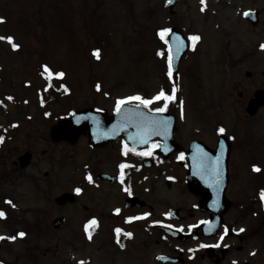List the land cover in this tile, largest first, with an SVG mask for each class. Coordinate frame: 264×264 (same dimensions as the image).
Here are the masks:
<instances>
[{"label": "rangeland", "instance_id": "1", "mask_svg": "<svg viewBox=\"0 0 264 264\" xmlns=\"http://www.w3.org/2000/svg\"><path fill=\"white\" fill-rule=\"evenodd\" d=\"M74 1L75 7L73 0H0V36H12L20 45L13 50L0 40V104L6 107L0 113L1 126L17 123V128L20 123L23 129L47 131L45 126L53 121L44 123L33 110L36 91L44 83L43 66L48 65L54 73L65 74L48 77L52 80L73 82V87L99 82L111 110L118 100L131 96L151 100L161 90L172 95L175 87L182 126L187 123L190 138L200 136V131L209 141L213 133L203 127L213 129L220 119L230 120L232 81L248 84L246 72L264 71V0H205L204 4L178 0L174 16L167 14L165 0ZM254 11L259 12V24L245 29L243 15ZM169 27L180 31L190 46L176 81L168 74L167 46L159 35ZM192 36L200 39L193 42ZM97 50L99 59L94 55ZM82 94L75 93L73 102ZM68 105L63 104L66 110ZM158 107H163L162 100L147 108ZM26 114L32 119H26ZM43 148L35 150L30 166L13 179L7 177L11 156L7 165L1 161L0 209L7 218H0V237H5L0 239V264H104L97 245L79 242L73 209L56 208L54 198L73 193V171L67 165L57 171L42 164ZM61 215L69 221L56 232L51 222ZM257 249L254 242L253 250Z\"/></svg>", "mask_w": 264, "mask_h": 264}, {"label": "flooded vegetation", "instance_id": "2", "mask_svg": "<svg viewBox=\"0 0 264 264\" xmlns=\"http://www.w3.org/2000/svg\"><path fill=\"white\" fill-rule=\"evenodd\" d=\"M247 28L254 27L246 22ZM247 81H232L228 96L233 100L229 105L231 121L220 119L213 129L203 127L213 133L209 141L200 131V136L190 138L187 123L182 126L181 116L172 113L177 105L172 102L167 113L175 115L173 140L168 139L166 146L151 140L138 148L129 146L122 137L106 143L100 120L91 122L89 133L76 134L72 143L53 141L50 128L61 117L87 109L111 116L113 110L106 92L102 87L97 89L99 82L80 87H73V82H49L51 87L43 92V98L35 99L33 111L44 123L53 122L47 123V131L23 129L20 123L17 128L0 130V164L7 165L11 156L7 177L13 179L24 172L17 166L19 158L29 153L33 160L35 150L43 145L42 164L57 171L67 165L73 171V202L55 206L60 212L73 209V229L79 242L97 245L104 264H264V201L259 195L264 190V105L254 117L245 113L255 92L262 91L264 100V71L251 74ZM89 87L91 90L85 92ZM75 93H83L76 103ZM63 101L69 103L67 110ZM58 112L62 114L56 115ZM108 115L101 114L104 118ZM25 117L32 119L31 114ZM221 127L225 129L223 134L218 131ZM21 133L25 135L21 137ZM222 136L230 145L225 191L229 209L217 229L214 225L207 230L202 227L216 218L218 209H203L202 198L189 192L186 154L193 140L214 150ZM125 146L132 150L127 155ZM147 152L152 154L143 155ZM181 153L183 159H179ZM254 165L261 171H253ZM60 217H65L66 226L69 218ZM93 219L96 225L90 223ZM172 232L178 234L173 236Z\"/></svg>", "mask_w": 264, "mask_h": 264}, {"label": "water", "instance_id": "3", "mask_svg": "<svg viewBox=\"0 0 264 264\" xmlns=\"http://www.w3.org/2000/svg\"><path fill=\"white\" fill-rule=\"evenodd\" d=\"M177 0H171V2H167L166 6L169 9V14L172 15V9L176 5ZM257 13H252L245 18L251 22L253 26H255L258 22L257 20ZM179 38V39H177ZM178 44L182 45L180 47V50L177 51V46ZM169 49H171V54L173 56L172 60V72L173 75L176 77L177 75V70L179 63L184 56V54L187 51V44L186 41L183 39L181 33L173 30L170 34V40H169ZM249 76V74H247ZM263 105L262 102V93L257 92L251 99V101L248 104L246 113L248 116L252 117L255 115L257 109ZM122 109L127 111L130 115L132 114L133 109H138L140 112L145 113L149 118H156V119H167L169 121V129H168V134L167 137L172 133L174 130L175 126V119L172 115H163L159 113H152L148 112L142 108L136 107V106H129V105H123ZM100 120L101 122L104 123V127L102 129V137L106 140V143L112 139H115L119 136L123 137H136L138 136L141 132L139 130L145 129L144 125L141 121L135 120V119H130L128 121H125L122 117V114H118L115 112L113 117L111 118H104L101 115H98L97 112L91 111V110H86V111H81L78 113H74L69 117L60 119L55 126L51 128L50 131V137L52 138L53 141H61V140H66L69 142L73 141V137H75L76 134L80 132H90L92 129V124L91 122H95ZM139 125V126H138ZM146 130V129H145ZM131 132V133H129ZM144 134V133H141ZM147 135V132H146ZM152 138L159 139V137H162V135H151ZM202 150L203 153H206L207 155L205 157H201V152ZM229 145L227 144V149L225 152V156L222 159V169L224 171V180L220 181L217 179L216 182L212 183V185L219 187L220 185L223 186V194H224V187L227 184V174H226V168H227V157L229 155ZM223 148H218L216 151H209L205 146H203L200 143H193L190 147V151L187 156V161L190 164V191L194 194L202 195L205 201H214L215 203L219 202L221 199L219 196H217L216 191H213V197H210L206 194L204 196L203 189L201 188L203 185H206L207 183L204 181H200L202 177L203 170H208V171H214L215 168L219 169L220 165H217L216 158L220 157L221 154H223ZM196 157L195 159L193 157ZM221 158V157H220ZM31 161V156L29 154H25L22 157L19 158V166L21 169H25ZM204 165H202V163ZM197 180V184L193 185L194 180ZM223 198V201H225V198ZM57 205H63L67 202H73V196L69 194H63L60 197H58L55 200ZM224 204V202H223ZM226 208L222 211L221 216L223 213H225ZM64 224V219L59 218L53 221V227L55 230L60 229Z\"/></svg>", "mask_w": 264, "mask_h": 264}, {"label": "snow or ice", "instance_id": "4", "mask_svg": "<svg viewBox=\"0 0 264 264\" xmlns=\"http://www.w3.org/2000/svg\"><path fill=\"white\" fill-rule=\"evenodd\" d=\"M169 2H171V0H169ZM205 0H201V3L204 4ZM203 10V8L201 9ZM245 16L249 15V13H244ZM3 22V19L0 18V23ZM171 30L170 29H163L161 30V32L159 33L160 37L162 40H164L165 44L168 43V40L165 39V36L170 33ZM179 39V38H177ZM190 40H192L193 42L198 41L200 39L199 36H192L189 37ZM0 40H5L7 43H9L11 45V47L13 48V50H17L19 49L20 45L15 43L14 41V37L12 36H0ZM182 45L178 44L177 46V51L180 50V47ZM194 46V45H193ZM261 48L264 49V44L261 45ZM94 55L97 56V58L99 59V50H97ZM158 55L163 56L164 53L160 52L158 53ZM172 60H173V56L171 54V49H169V54H168V65H169V76L171 77L172 75ZM41 75H45L46 79L48 77H58V78H62L65 74L63 72H58V73H54L48 65H44L43 66V72L41 73ZM49 86H51V84H49ZM99 85H97V89L99 90ZM67 90V89H65ZM176 89L175 87L173 88V94L172 95H166L165 92L163 90L160 91V93H158L157 96L153 97L151 100L149 99H144L140 96H131V97H127L126 99H122V100H118L117 104H116V112L118 114H122V117L125 121H128L130 119H135L138 121H141L144 125V128L146 129L147 135L142 134L140 137V142L141 143H147L148 142V138L151 135H162V136H167L168 134V129H169V121L167 119H156V118H149L145 113L140 112L138 109H133L132 110V114L130 115L127 111L122 109V106L125 105L126 103H128L129 101H139L140 104H142L144 107H148L150 104L156 102V101H163V107H158L155 108L154 111L156 113H163L168 106V102L174 99V93H175ZM8 100H12V97H8ZM0 103H2V101H0ZM139 126V125H138ZM221 134H223L225 132V129L223 127H221L218 130ZM3 137H0V142H2ZM156 147H159V145H156ZM125 155L128 154L129 151H132L131 149H128L127 146H125ZM201 152V157H205L207 154L203 153L202 150H200ZM151 152H147V153H143V155H151ZM184 158V154L181 153L179 159H183ZM194 159L196 158L195 156L193 157ZM220 157L216 158L217 161V165L219 163ZM122 169L125 167V165H121L120 166ZM253 171L259 172L261 171V169L257 166H253ZM218 174V173H217ZM89 180H91V177H88ZM77 192L80 191V189H76ZM260 199L262 201H264V190H261L260 192ZM7 203L11 204V201H7ZM13 207H15V205H13ZM117 212H119V209L116 210ZM6 214L3 210H0V218H5ZM90 223L92 225H96L97 221L95 219H93L92 221H90ZM86 231H87V226H86ZM227 228L225 229V234H227ZM241 232L244 231V229H240ZM117 233L121 232V229H116ZM19 235L22 237L25 234L24 233H19ZM126 235L130 236L131 233H127ZM16 237H11V239H15ZM0 239H5V237H0ZM89 239H91V234L89 233ZM221 239H223V237H221ZM121 247H123V245H121ZM159 259L164 260L166 259V257H159ZM80 264H84V261H81Z\"/></svg>", "mask_w": 264, "mask_h": 264}, {"label": "trees", "instance_id": "5", "mask_svg": "<svg viewBox=\"0 0 264 264\" xmlns=\"http://www.w3.org/2000/svg\"><path fill=\"white\" fill-rule=\"evenodd\" d=\"M0 111H2V113H4L5 112V110H4V105H0Z\"/></svg>", "mask_w": 264, "mask_h": 264}, {"label": "bare ground", "instance_id": "6", "mask_svg": "<svg viewBox=\"0 0 264 264\" xmlns=\"http://www.w3.org/2000/svg\"><path fill=\"white\" fill-rule=\"evenodd\" d=\"M222 19H224V20H225V18H222ZM210 31H211V30H210ZM218 38H219V37H218ZM214 57H215V56H214ZM214 57L211 55V58H212V59H214Z\"/></svg>", "mask_w": 264, "mask_h": 264}]
</instances>
